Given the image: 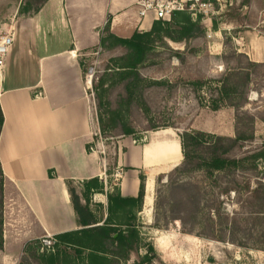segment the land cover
<instances>
[{
	"label": "rangeland",
	"instance_id": "obj_1",
	"mask_svg": "<svg viewBox=\"0 0 264 264\" xmlns=\"http://www.w3.org/2000/svg\"><path fill=\"white\" fill-rule=\"evenodd\" d=\"M30 1L39 3L42 0ZM204 1L211 2L215 9V13L206 18L211 20L209 27L201 21L207 33L196 34L182 42L165 37L155 39L153 50L149 53L150 60L139 65L142 75L165 82L164 85L147 88L144 102L139 94L133 95L132 100L124 99V96L121 100L118 98L121 91L118 85L109 90L112 107L117 108L114 117L121 124L108 134H102L99 127L96 141L100 144L114 182H117L113 176L117 171L115 143L124 137L121 134L123 123L134 126L136 136L153 130L154 126H158L156 129L174 127L181 132L203 131L211 136H235L238 112L220 99L222 96L218 90L230 69L246 65L245 58L237 56L239 53L253 52L259 56L260 49L263 50L264 38H257L255 34H264V0ZM28 3L20 7L0 4V36L8 32L9 14H16L17 11V14L29 13L39 6ZM184 15L178 16L170 27L174 28ZM190 17L193 21L197 20ZM11 25L9 23V28ZM219 32L221 35L216 38ZM227 37L230 39L225 45ZM14 51L15 45H12L8 57H12ZM234 52L236 55H233ZM125 53L121 47L109 49L102 46L85 63V72L93 67V81L97 82L107 65H119V58ZM259 63L262 66L252 71L248 103L242 109L255 118L252 124H247L249 128L244 129L247 135L253 131V139L239 143L233 151V155L241 160L239 166L220 176L221 188L226 187L227 181L233 180L231 185L236 191L224 193L219 188L212 190L201 173L185 177L190 184L199 183L208 199L199 216L200 223L193 228L192 222H188L186 229L192 231H185L179 220L167 222L165 219L167 193H162L160 199L158 197L168 183V176L157 183L153 204L142 212L133 207L110 208L107 197L95 199L94 192L80 186L73 189V193L83 206L92 208L98 225L111 227L115 238L121 232L137 231L127 253L124 247L117 246L118 242L110 247L107 241L96 242L81 231L82 228L73 233L72 243L56 239L52 247L43 250L42 240L32 242L25 248L18 264H115L118 261L115 255L120 257L119 264H264V214L257 212L264 207L261 200L264 192L253 193L258 179L264 177V62ZM89 91L98 118L93 82ZM105 109L107 111L108 106ZM211 193L217 195L216 202L209 200ZM158 203L165 206H157Z\"/></svg>",
	"mask_w": 264,
	"mask_h": 264
},
{
	"label": "crops",
	"instance_id": "obj_2",
	"mask_svg": "<svg viewBox=\"0 0 264 264\" xmlns=\"http://www.w3.org/2000/svg\"><path fill=\"white\" fill-rule=\"evenodd\" d=\"M141 1L146 0L0 2L5 6L39 5L29 13L9 14L6 25L14 35L15 51L12 57L7 56V72L4 68L0 76L4 114L0 134L4 245L0 264H18L34 241L83 228L71 189L88 188L96 179L103 188H91L95 199H108L113 191L136 197L144 176L142 212L149 207V196L154 201L159 178L164 179L183 162L178 128L124 136L115 143V168L122 170V176L114 182L95 141L100 130L85 63L101 50L107 32L128 38L136 31L152 29L155 14L141 17ZM210 21L205 22L206 27ZM216 34L219 38L221 32ZM255 37L263 39L264 34ZM262 46L259 56L244 53L254 62H264V42ZM89 210L94 215L92 208Z\"/></svg>",
	"mask_w": 264,
	"mask_h": 264
},
{
	"label": "trees",
	"instance_id": "obj_3",
	"mask_svg": "<svg viewBox=\"0 0 264 264\" xmlns=\"http://www.w3.org/2000/svg\"><path fill=\"white\" fill-rule=\"evenodd\" d=\"M186 14V15H184ZM184 15L183 20L177 21L175 27L172 28L171 23L177 20V17ZM172 21L156 20L152 29L149 32L140 33L135 32L128 38L118 37L110 32L102 38V46L106 48H124L126 53L119 59L121 63L119 65L108 64L103 74L98 78V81L94 83V89L96 91L98 122L102 134H108L116 129L121 121L115 119L114 115L117 113V108L114 109L111 103V96L109 95L110 88L120 86L121 91L118 98L122 100H132L133 95L139 94L141 100L145 95V90L155 85H164L165 82L158 80H151L139 71V65H142L150 60L149 53L153 50V42L155 39L169 38L175 42H182L193 38L196 34H205L202 28V16L195 21L192 20L188 12L177 11L172 17ZM229 37L225 45L229 43ZM172 50V49H171ZM236 55V52L233 53ZM238 57H244L246 65H237L236 68H232L225 75L221 81L219 92L221 93L223 102L226 105L234 107L237 112L236 132L235 136H211L203 131H183L180 134L182 150H183V162L176 167L168 175V183L164 186V190L160 192H166V208L164 211L165 219L167 222L171 220H179L182 223L185 231H192L186 229L188 222H192L193 228L198 225V221L201 211L205 208L204 203L208 199L204 196L203 187L199 183L190 184L185 180V177L201 173L205 177L206 181H209V185L212 190L219 188L222 192L227 193L229 191H236V188L231 185L233 180L226 182V187L221 188L222 174H228L232 168L239 166L240 161L233 155V151L239 146V143L247 142L253 139V131L247 135L249 123L255 120L254 116L249 115L242 111L245 105L248 103L247 92L249 91L252 82V71L262 66L261 63L254 62L249 59L245 53H239ZM180 57V55H179ZM118 99V102L121 100ZM120 104V103H119ZM105 106H108V110H103ZM219 107L215 106L217 109ZM243 117V118H242ZM264 121V120H263ZM4 124V114L0 105V134ZM248 124V125H247ZM121 134L124 136H130L136 134V129L131 124L123 123L121 125ZM158 126H154L152 129H156ZM244 129H246L244 131ZM252 129V128H250ZM98 140V135L95 137V141ZM260 158V157H259ZM176 176V177H175ZM162 181V177L159 178V182ZM92 186V187H91ZM93 190H101L103 186L98 185L97 180L94 179L88 185V192ZM253 193L259 191L264 192V177L259 178L256 188L253 189ZM4 175L0 164V251L3 250V203H4ZM72 200L75 209L79 215L82 223L83 231L88 237L93 240L106 242L109 247L118 242L119 247H124L127 250L132 246L134 238L137 236V231L133 230L131 233L121 232L118 237H114L111 234V227L98 225L99 221L91 213L88 206H83L77 195L73 193L71 189ZM145 196V178L141 176V185L139 194L136 197H123L118 193H110L108 195L110 208H128L133 207L137 211H141L143 207ZM211 202H216L218 197L215 193H211ZM262 206H264V196L261 197ZM159 202V201H158ZM159 204V205H158ZM157 206L164 205L158 203ZM164 205V206H165ZM211 206V205H207ZM213 207L210 208L212 210ZM260 214H264V207L260 211ZM211 213H208V215ZM160 215V213H159ZM216 216V212H215ZM160 217L157 218L159 221ZM158 225V224H157ZM162 226V225H159ZM76 232V231H75ZM74 232L64 233L55 236L59 241H65L72 243V236ZM118 254L119 252L116 251ZM121 252V251H120ZM115 264H119L120 257L115 255Z\"/></svg>",
	"mask_w": 264,
	"mask_h": 264
},
{
	"label": "built area",
	"instance_id": "obj_4",
	"mask_svg": "<svg viewBox=\"0 0 264 264\" xmlns=\"http://www.w3.org/2000/svg\"><path fill=\"white\" fill-rule=\"evenodd\" d=\"M140 16L145 17L149 12L155 14L156 20L170 21L174 13L177 11L188 12L192 17L198 19L202 16L203 23L207 21V17L215 13L214 6L211 2L204 0H158V1H141ZM208 37L212 35L209 33ZM14 44V35L12 32L5 33L0 36V76L5 68L7 56L10 48ZM94 68L91 67L87 71V83L92 86L94 77ZM122 170L116 171L115 179L121 178ZM41 244V249H48L56 242V237L48 235L44 237Z\"/></svg>",
	"mask_w": 264,
	"mask_h": 264
},
{
	"label": "bare ground",
	"instance_id": "obj_5",
	"mask_svg": "<svg viewBox=\"0 0 264 264\" xmlns=\"http://www.w3.org/2000/svg\"><path fill=\"white\" fill-rule=\"evenodd\" d=\"M166 154H168V153H166ZM152 203H153V198H152V196H149V197L147 198V204H148L149 206H151Z\"/></svg>",
	"mask_w": 264,
	"mask_h": 264
}]
</instances>
